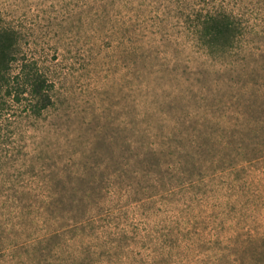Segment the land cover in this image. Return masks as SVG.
Here are the masks:
<instances>
[{
	"label": "rangeland",
	"instance_id": "1",
	"mask_svg": "<svg viewBox=\"0 0 264 264\" xmlns=\"http://www.w3.org/2000/svg\"><path fill=\"white\" fill-rule=\"evenodd\" d=\"M200 1L135 0V13L145 25L131 31L153 41L150 62H144L136 56L139 46L133 34L119 45L102 41L109 36L102 29V0H0V11L22 23L30 48L53 81V108L26 123L27 147L39 151L31 163L39 172L38 185L42 176L54 179L41 187L71 196V217L77 223L72 237H84L74 242L75 251L80 245H99L98 255H84L82 263L77 259L73 264H135L133 256H107L102 240L113 236L102 238V226L126 229L120 236L126 241L137 227L144 228L146 215L170 185L165 178L161 193L152 174L163 172L159 163L175 159L178 149L186 151L183 146L189 143L167 135L197 127L182 120L203 113L243 114L240 129L246 133L252 130L249 125L263 120L264 103L256 93L264 86V0L233 1L254 28L246 45L253 49L223 58H205L188 43L187 20L195 17ZM257 128L263 129L264 122ZM230 155L215 168L237 163ZM262 167L264 160L254 166ZM110 173L107 186L102 180ZM197 210L204 215V209ZM9 254H0V264H39L35 254ZM189 257L196 259L191 264H210L214 253L200 248Z\"/></svg>",
	"mask_w": 264,
	"mask_h": 264
},
{
	"label": "trees",
	"instance_id": "2",
	"mask_svg": "<svg viewBox=\"0 0 264 264\" xmlns=\"http://www.w3.org/2000/svg\"><path fill=\"white\" fill-rule=\"evenodd\" d=\"M233 1L201 0L195 17L187 20L191 28L188 43L203 57L252 52L246 45L254 28L236 11ZM134 2L102 0V29L109 34L102 41L119 45L124 36L133 34L131 27L145 25L135 13ZM133 36L139 46L136 56L150 62L153 41ZM261 90L256 94L264 103V86L257 92ZM53 105V81L30 48L22 23L0 11V254H35L39 264H73L77 259L82 263L84 255H98L99 245H80L74 250V242H83L84 237H72L77 223L71 217V196L41 187L54 179L42 176L38 185L39 172L31 163L39 151H29L26 142V123L41 119ZM194 116L182 122L196 128L167 135L189 143L181 145L186 151L178 149L177 154L171 151L170 143L168 149L171 156L176 154L175 159L159 163V170L165 169L152 174L161 193L165 178L170 185L161 195L165 198L146 215L144 228L137 227L126 241L120 237L127 234L126 229L102 226V238L113 236L102 240L108 257L120 255L128 260L133 256L135 264H191L196 259L189 257L190 253L206 248L214 253L210 264H264V167L254 168L264 160V128H257L263 127L264 110L263 120L249 125L252 130L247 133L240 129L245 126L243 114ZM246 139L253 143L246 144ZM217 147L218 153H211ZM230 153L237 163L217 170ZM204 162H208L206 167L199 166ZM202 170H207V175ZM112 176L103 178L105 185L111 184ZM218 178H222L221 184ZM197 207L205 210L204 215L198 214ZM80 220L78 225L83 224Z\"/></svg>",
	"mask_w": 264,
	"mask_h": 264
}]
</instances>
